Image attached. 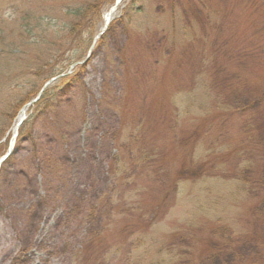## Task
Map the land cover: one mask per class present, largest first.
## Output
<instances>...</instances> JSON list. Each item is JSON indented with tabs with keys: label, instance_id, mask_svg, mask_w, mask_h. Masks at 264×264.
Instances as JSON below:
<instances>
[{
	"label": "rangeland",
	"instance_id": "374dc122",
	"mask_svg": "<svg viewBox=\"0 0 264 264\" xmlns=\"http://www.w3.org/2000/svg\"><path fill=\"white\" fill-rule=\"evenodd\" d=\"M116 1L0 0V264H264V0ZM89 27H106L92 45ZM61 67L51 105L17 128L22 98ZM218 98L241 110L213 121ZM151 148L165 183L182 178L168 197L131 169ZM240 158L256 163L255 193Z\"/></svg>",
	"mask_w": 264,
	"mask_h": 264
},
{
	"label": "trees",
	"instance_id": "16d2710c",
	"mask_svg": "<svg viewBox=\"0 0 264 264\" xmlns=\"http://www.w3.org/2000/svg\"><path fill=\"white\" fill-rule=\"evenodd\" d=\"M135 1H137V0H133V3ZM88 7H90V6H88ZM98 7L92 5L91 6V9H87L85 12L82 9L79 8L75 13H77V14L78 13H81V16L82 17H81V19L77 20L76 22H73L70 25V27H69L70 29L69 30H71V31H70V34L67 35V36L69 38H72L76 33H79L80 34V31H83L84 32L85 29H81V27H86L88 25L87 24L88 18H89V15L88 14L92 10L93 11H97V8ZM140 9L141 8L139 7L138 8V11H140ZM87 35H88L87 37H88V40H89V43L88 44L92 45L94 43V40H95L96 36L99 35V32L94 35V33L91 31V28H90L87 31ZM100 37H102V36H100ZM238 47L240 49L237 50V52H236L237 54L250 55L252 57L258 56V54L256 52H259V46L252 45V47H250L248 49V51H247L248 53H246V48H241L240 46H238ZM219 55H221L220 52H219V50H217L216 54H213V53L207 54L205 56V58L203 59L204 67L202 68L201 72H203L204 74L205 73H208V72L211 73V71H210V67H211L210 64H212L213 62L216 63L217 57ZM248 59H249V57H248ZM77 61H79V59L76 60L75 62H77ZM69 67H70V65H69ZM69 67L56 68L55 70L50 71L49 76L42 82V84L38 87L36 93H34V94L37 95V93L40 92L43 89V87L46 84V82H48L51 78L57 77V76H60V77H67V76H69L67 74ZM220 70L224 71L225 70L224 66H222V67L220 66ZM252 80L255 81V82L257 81V83L263 82L264 81V73H263V71L260 74L254 76L252 78ZM234 82H237V81H235L232 78H228V81L224 82L223 83V86L230 88V87L233 86ZM48 91H49L48 88H46L44 90V92L42 93V95L40 96V98L34 103V105H35L36 108L37 107H42L43 110H44L48 106L51 105L49 103L50 95H49ZM35 95L32 98L31 97H27V96L23 97L22 98V101L19 103L20 110L24 106H26V104H28L29 102H32L37 97V96L35 97ZM217 102H218L217 108H218L219 112H218V114L216 113V116L215 115H212L213 117H211L213 119V121H215V122H217V120L220 119V118L221 119H224L225 121H228L229 118L232 116L233 112L234 111L241 110L240 107H242L241 105H236V106L233 105L232 106L224 98L223 99L218 98L217 99ZM41 103H42V105H41ZM247 113L250 114V118L253 117V114L252 113H250V112H247ZM208 116H210V114ZM203 122L210 124V121L209 120H206V119H204ZM211 125H214V124H210L209 126H207V130H206L207 133H211L212 132V126ZM245 125H250V120ZM218 140L219 139H216V141H218ZM216 141H214V147L211 144V146L209 147V150H211V149L216 150L217 148H221V145L216 144ZM217 145H219V146L217 147ZM154 148H151V149L147 150V152H142V153L139 152L140 153L139 156H135L132 159V161L135 163V165H134V167H131V169L133 170L135 168V171H136L137 170L136 167L138 165H140V164H143V170H140V172H138L139 174L142 173L141 174L142 177H143V180L142 181L148 183L150 186L152 184H160L164 188V192L163 193H165V197H168L167 193L171 194V192L174 193L175 191L178 190V187H179V184H180L182 178H180L179 176L175 175V178L174 179H172L173 178L172 177L171 180L169 179V182L165 183V177L163 175L164 173H166V171L164 170V164L165 163H164L163 158L160 156L159 152H157V149L154 150ZM116 158H117V160H116L117 166H115V170H114L115 175L120 174V176H121V179L120 180L123 183H125L126 181L128 183L131 182L129 180L131 178V176L130 177H126L125 174L122 175L123 173H125V171H127V166H128L127 161L129 162V159L122 157V155H121V157H119L117 155ZM255 164H256L255 161H253L252 159H249V158H245V159L240 158L239 163L235 167V177L239 181L242 180L244 182V184L247 185L249 192L252 191L254 193H255V188L257 187V184H256V182H254L251 179H248L247 180L246 179V175H247V173L251 172V169L255 166ZM220 166H222V168H224V169H226V167H227L225 165V163H223V162H221ZM130 175H132V174H130ZM118 183H119V181H118ZM120 183L117 184V186L115 188V191H114V193H115L114 195L115 196L118 195V192L119 191H121L120 190V187H121ZM156 190H159L158 185L156 186ZM130 192L129 191L127 192V190H126L124 192V194L123 193L120 194L122 196V199H119V200H124L128 196V193H130ZM125 210L126 209H124V211ZM104 237H107V236H104ZM138 239H140V238H138Z\"/></svg>",
	"mask_w": 264,
	"mask_h": 264
},
{
	"label": "water",
	"instance_id": "95a60500",
	"mask_svg": "<svg viewBox=\"0 0 264 264\" xmlns=\"http://www.w3.org/2000/svg\"><path fill=\"white\" fill-rule=\"evenodd\" d=\"M122 0H118L117 1V3H116V6L113 8V9H116V7H117V5L121 2ZM109 15H110V13H109ZM108 23V22H107ZM106 30V27L104 28V30H103V32ZM53 80V79H52ZM50 82H48L46 85H45V87L49 84ZM44 89L45 88H43V90L41 91V94H42V92L44 91Z\"/></svg>",
	"mask_w": 264,
	"mask_h": 264
},
{
	"label": "bare ground",
	"instance_id": "6f19581e",
	"mask_svg": "<svg viewBox=\"0 0 264 264\" xmlns=\"http://www.w3.org/2000/svg\"><path fill=\"white\" fill-rule=\"evenodd\" d=\"M112 17V14L111 15H108V18H111ZM24 115V113H22V116Z\"/></svg>",
	"mask_w": 264,
	"mask_h": 264
}]
</instances>
